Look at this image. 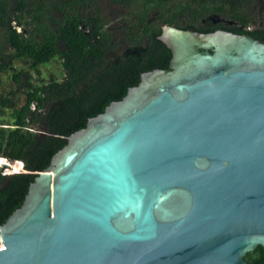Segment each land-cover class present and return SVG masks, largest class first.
<instances>
[{"label":"water","instance_id":"obj_1","mask_svg":"<svg viewBox=\"0 0 264 264\" xmlns=\"http://www.w3.org/2000/svg\"><path fill=\"white\" fill-rule=\"evenodd\" d=\"M160 39L169 66L36 173L0 264H247L264 248V39L171 24Z\"/></svg>","mask_w":264,"mask_h":264},{"label":"trees","instance_id":"obj_2","mask_svg":"<svg viewBox=\"0 0 264 264\" xmlns=\"http://www.w3.org/2000/svg\"><path fill=\"white\" fill-rule=\"evenodd\" d=\"M169 1L143 0L137 9V0H0V76L14 87L0 95V158L15 170L22 161L29 172L0 173V224L22 206L36 173L50 166L68 136L121 99L142 72L169 66L172 52L160 39L162 24L264 39V0L179 1L171 14L157 17L159 23L149 19L154 8L164 10ZM112 6L133 8L135 19L109 27L106 16ZM212 14L236 23H201ZM253 24L256 29L248 30ZM54 60L60 62L63 78L52 74L36 81V70ZM19 61L30 67H15ZM244 261L264 264V248L245 255Z\"/></svg>","mask_w":264,"mask_h":264},{"label":"rangeland","instance_id":"obj_3","mask_svg":"<svg viewBox=\"0 0 264 264\" xmlns=\"http://www.w3.org/2000/svg\"><path fill=\"white\" fill-rule=\"evenodd\" d=\"M139 6L141 4H137L136 8L139 9ZM172 8H175L176 4L172 3L170 5ZM165 11V10H163ZM133 8H125L122 6H112L109 9H107V16L106 18L109 21V27H118L123 24H127V21H133L135 19L134 15L132 14ZM153 14L150 16V20H155L157 23L158 20L155 18L157 12L154 10L152 12ZM256 24H253L251 26L252 30L256 29ZM19 67L21 69L29 68L30 65L26 61H19L16 62L15 67ZM58 76L59 79L63 78V71L62 67L60 65V62L58 60H54V62L47 64L45 66L39 67L38 70L35 72V79L36 81H42V80H48V78L52 75ZM14 90L13 83L9 78H5L0 76V95H8ZM21 97V94L18 95V98ZM6 160H3L0 158V173L2 174H15L19 173L18 170H15V168L11 166H4Z\"/></svg>","mask_w":264,"mask_h":264},{"label":"flooded vegetation","instance_id":"obj_4","mask_svg":"<svg viewBox=\"0 0 264 264\" xmlns=\"http://www.w3.org/2000/svg\"><path fill=\"white\" fill-rule=\"evenodd\" d=\"M138 1V5L139 4H142L143 3V0H137ZM182 2V3H186V0H171V1H169L170 2V4L169 5H167L165 8H164V10L165 11H168L167 12V14H171V12H173V10H174V8H172L170 5L172 4V3H175V4H177V2ZM125 8H127V7H125ZM156 11L157 12V14H156V19L158 20V16L159 15H161V13L162 12H164L163 10H161V8L160 7H158V8H154L152 11H151V14H150V16L153 14L152 12L153 11ZM185 17V19L186 18H188V16H183V15H180V18L181 19H183ZM212 22L214 25H219V24H223L224 26L225 25H228V23L229 24H232V23H236L234 20H229V21H226L225 20V16H223V15H221V14H212V15H210V16H208V17H204V18H201V23H204V24H206L207 22ZM166 24H170V23H165V24H162V26H161V29H162V33H163V27L166 25ZM171 25H174V24H171ZM175 26H177V25H175ZM178 27V26H177ZM195 30V29H194ZM220 30V29H219ZM248 30H250V31H253L252 30V28H251V26L250 27H248ZM161 33V34H162Z\"/></svg>","mask_w":264,"mask_h":264},{"label":"bare ground","instance_id":"obj_5","mask_svg":"<svg viewBox=\"0 0 264 264\" xmlns=\"http://www.w3.org/2000/svg\"><path fill=\"white\" fill-rule=\"evenodd\" d=\"M6 162L11 163V162H9L7 160H6ZM17 166L20 168V170H18L17 172H24V170H23V163L19 162V163H17Z\"/></svg>","mask_w":264,"mask_h":264}]
</instances>
